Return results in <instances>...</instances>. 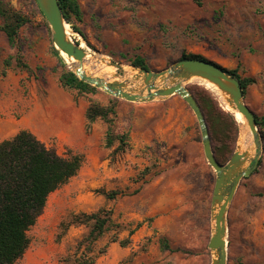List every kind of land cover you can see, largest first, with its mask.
Returning <instances> with one entry per match:
<instances>
[{
    "label": "rangeland",
    "instance_id": "1",
    "mask_svg": "<svg viewBox=\"0 0 264 264\" xmlns=\"http://www.w3.org/2000/svg\"><path fill=\"white\" fill-rule=\"evenodd\" d=\"M5 1L29 22L11 43L0 17V132L7 128L0 141L29 129L63 156L84 155L79 173L51 193L29 230L31 245L19 264H66L61 260L88 251L83 243L87 225H72L59 239L60 224L73 214L100 209L112 211L114 226L93 244L90 254L106 248L94 264H212L209 240L216 172L205 157L200 126L188 103L179 95L134 103L97 87L83 95L64 88L60 76L70 69L53 55L52 29L36 0ZM78 2L82 18L69 23L73 38L84 41L87 52L114 61L121 75L133 70L137 56L149 69L160 70L179 61L183 53L202 55L256 78L245 100L264 118V0ZM19 53L29 70L17 65ZM200 82L189 83V89L199 85L220 104L218 96ZM57 86L82 109L92 100L109 104L116 98V128L129 131V148L121 152L115 150L117 144L107 147L108 124L98 119L87 130L86 115L81 137L72 144L64 125L69 110L55 106L51 99ZM261 134L264 145V131ZM110 192H117L115 198L108 197ZM228 227V264H264V150L258 167L237 189L228 210ZM163 238L172 249L183 251L168 250ZM121 240L127 242L125 246Z\"/></svg>",
    "mask_w": 264,
    "mask_h": 264
},
{
    "label": "trees",
    "instance_id": "2",
    "mask_svg": "<svg viewBox=\"0 0 264 264\" xmlns=\"http://www.w3.org/2000/svg\"><path fill=\"white\" fill-rule=\"evenodd\" d=\"M63 14L69 23L73 18H82V10L78 0H59ZM42 13V11H41ZM45 17V15L42 13ZM0 17L3 18L1 29L7 34L11 43H15L20 29L29 22V19L17 11L5 0H0ZM53 55L66 67V61L56 47ZM17 65L29 70L30 66L23 62L19 53ZM201 58L209 60L202 55L183 53L180 60ZM8 66L12 65V58L6 60ZM133 65L149 69L145 59L137 56ZM241 83L246 93L247 88L256 83V78L244 76L240 67L226 69ZM60 83L66 89L76 90L78 94L96 91L97 88L82 81L73 71L65 69L60 76ZM191 91L199 100L209 127L211 129L213 149L218 160L226 163L234 150L238 133L235 116L224 110L209 91L199 85L191 86ZM118 100L112 98L109 104H103L92 100L86 111L87 130L92 128L94 122L103 119L108 128L106 131L107 147H115L116 151L125 152L129 146V131L120 132L116 128L115 117ZM257 123L261 131H264V118L257 116ZM84 162L82 153H71L69 156L61 155L57 149L47 146L33 131L22 129L13 137L0 141V264H19L31 245L29 230L37 223L43 214L51 193L68 183L76 176ZM117 192H110L108 197L115 198ZM72 225H87L89 233L84 238L85 247L88 249L77 252L61 260L66 264H94L98 257L106 252L101 248L94 254L93 244L101 239L105 233L114 226L112 211L100 209L93 213L73 214L70 219L63 220L60 224L61 239ZM115 238L113 241H117ZM120 243L125 246L126 241ZM83 244L79 249H81ZM163 246L172 249L163 238ZM85 248V249H86ZM183 251V250H182Z\"/></svg>",
    "mask_w": 264,
    "mask_h": 264
},
{
    "label": "water",
    "instance_id": "3",
    "mask_svg": "<svg viewBox=\"0 0 264 264\" xmlns=\"http://www.w3.org/2000/svg\"><path fill=\"white\" fill-rule=\"evenodd\" d=\"M36 2L50 23L56 49L60 51L69 69L82 81L100 88L114 97L134 103H145L179 95L194 111L202 134L205 157L216 172L211 199L213 226L209 240L212 264H228V210L241 181L251 175L258 167L264 150L263 136L257 123V114L246 102L240 81L219 64L201 58L179 60L160 70L134 66L131 69L136 73L130 78L121 75L116 70L113 77L89 73L84 68L88 52L82 43L69 34L67 30L69 22L63 14L59 0H36ZM63 52L69 58L74 59L73 65L67 62ZM96 59L98 63L103 62L112 67L115 66L114 61L100 55ZM200 79L217 85L227 95V101L232 108L244 115L254 135L256 148L252 153L248 150L241 151L237 142V148L227 164L218 160L213 149L210 127L205 112L199 100L188 87L189 83ZM221 106L226 109L222 104ZM228 111L235 116L233 111ZM238 123L240 127L239 140L242 129L239 121Z\"/></svg>",
    "mask_w": 264,
    "mask_h": 264
},
{
    "label": "bare ground",
    "instance_id": "4",
    "mask_svg": "<svg viewBox=\"0 0 264 264\" xmlns=\"http://www.w3.org/2000/svg\"><path fill=\"white\" fill-rule=\"evenodd\" d=\"M67 30L69 34L72 35V30L69 24H67ZM81 43H82V46L85 47V42L82 41ZM63 55L65 56L68 63L70 65H73L74 59L69 58L67 54H65L64 52H63ZM96 57L97 56L88 52L85 58L86 59L85 63H84L85 70L88 71L89 73L92 72L96 75L104 74L106 77H113L115 73V68L103 62L98 63ZM111 67L114 69V71ZM135 73L136 71L130 70L126 76L130 78V77H133ZM200 81L204 82L209 87V89H211L218 96V98L221 101V104H223L226 107V109L233 111L237 120H239L241 129H242L239 140H238V145L240 146V150L241 151L248 150L249 152L252 153L256 148L254 135L244 115L240 113L239 111H236L232 108V106L227 101V95L217 85L213 84L210 81L204 80V79L198 80V82Z\"/></svg>",
    "mask_w": 264,
    "mask_h": 264
},
{
    "label": "crops",
    "instance_id": "5",
    "mask_svg": "<svg viewBox=\"0 0 264 264\" xmlns=\"http://www.w3.org/2000/svg\"><path fill=\"white\" fill-rule=\"evenodd\" d=\"M51 99L54 101L55 106L61 108L64 107L65 109L67 108L69 110V114L66 117V122L64 125L70 132L69 139L73 144L74 141L79 140L81 137V126L85 122L87 107L85 109L79 107L73 97L69 96L65 89L59 86L55 87L53 93H51Z\"/></svg>",
    "mask_w": 264,
    "mask_h": 264
}]
</instances>
